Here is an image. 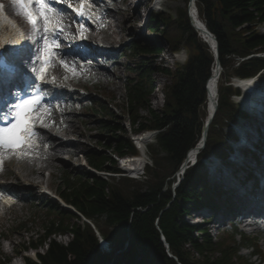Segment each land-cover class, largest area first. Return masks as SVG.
I'll use <instances>...</instances> for the list:
<instances>
[{
	"label": "trees",
	"instance_id": "1",
	"mask_svg": "<svg viewBox=\"0 0 264 264\" xmlns=\"http://www.w3.org/2000/svg\"><path fill=\"white\" fill-rule=\"evenodd\" d=\"M183 1L185 8L177 11L176 18L155 14L147 25V32L164 39L173 52L181 49L187 52L184 65H178L173 72L163 70L172 83L167 87L161 113L150 105L155 89L153 62L164 51L157 46L158 41L153 45L134 42L122 56L128 59L124 105L128 120L134 131H159L155 145L148 147L152 163L146 167L145 179L136 181L120 177L116 182L84 170L76 176L64 173L58 186L62 201L95 225L101 237L110 244V250L100 249L95 232L79 217L56 203L40 199L33 201V209L43 213V227L41 232L31 236L25 251L45 247L46 252L37 254L39 263L26 258L25 264H242L236 232L216 242L208 230L198 231L185 220L193 208L219 207V194L207 187L202 164L187 170L179 187L172 189L187 153L201 140L206 120V86L215 66L210 47L191 26L190 1ZM195 6L199 19L216 39L224 71L219 82L218 109L201 156H225L223 129L228 121L235 120L237 113L230 100L233 91L225 85L229 73L249 78L264 70V61L258 58L234 67L233 56L246 58L264 51V36L254 31V27L245 28L250 32L247 38L235 31L264 22V0H196ZM142 110L148 112L150 119L140 117ZM95 111L107 118L114 116L110 106L100 100L95 103ZM100 130L109 137L103 144L106 151L89 149L87 164L98 173L119 174L121 171L113 156L138 153L128 139L118 135L126 133L122 125L101 120ZM124 186L132 189H123ZM27 224H19L18 231L31 232ZM58 236H67L70 240L62 244L55 240ZM241 241L240 245L262 256L257 244L244 236ZM187 246L200 259L192 258ZM8 263V258L0 259V264Z\"/></svg>",
	"mask_w": 264,
	"mask_h": 264
},
{
	"label": "rangeland",
	"instance_id": "2",
	"mask_svg": "<svg viewBox=\"0 0 264 264\" xmlns=\"http://www.w3.org/2000/svg\"><path fill=\"white\" fill-rule=\"evenodd\" d=\"M117 2L120 0H116ZM135 4L138 3V0H131ZM146 5L145 7L141 6L139 10L137 11H132L131 9H128V11L122 19L125 21L124 22V28H121L120 25L117 23V15L115 13L110 12L109 13V18H114L113 25L115 28L116 33L119 36H122L120 44H117V48L119 52L124 53V50L126 46L130 42H135L139 45H153L154 41L157 42V46L161 47L163 51V55L158 57L156 60H154V69H158L159 71L156 72L153 75V81L155 83V92L150 98V105L152 108L161 113L165 101H166V91L167 87L171 85V79L168 76H165L163 73L164 69L169 70L170 72L175 71L176 67L179 65H183V63H176L172 62L170 58V54L167 51L168 46L167 43L164 39H161V37H155L148 32H146V16L149 8L151 7V3L153 0H145ZM125 5L122 4H115L114 8H119L121 11H123L127 6L130 4L128 3V0H125ZM161 8V13L164 14H169L171 16H176L177 11L180 9L185 8V2L183 0H178L175 1L174 3H170L166 0H163L162 5L160 6ZM142 13L143 16L136 21L135 23H130V18L129 20H126L127 16H132L135 13ZM145 15V17H144ZM256 26L257 32L260 33L261 36H264V24H252V28ZM244 29L241 30H236V33L242 34V38H247L250 35L249 31H246L245 28H248V26L243 27ZM124 30V31H123ZM161 41H160V40ZM170 51V50H169ZM264 55V54H263ZM261 56L262 60L264 61V56ZM251 56H248L246 58H240L244 59V62L250 60ZM254 57V56H253ZM237 58L239 57H232L234 61V67L237 68L239 67L240 64L237 62ZM127 61L123 59V61L120 62H115L112 63L111 65L106 66V70L109 72V70L112 67H115L116 69V74L118 75V79L114 78V75L112 73L108 74L106 78L103 77V74H106V72H102L101 78L97 76L95 71H89L85 73H81L77 78H69L66 80L65 84L66 86H73L77 88H83L85 90V95L81 94H76L75 95V103H70L71 108L73 110V115L74 121L77 127H79L78 131L83 135L82 136H76L74 139H76L77 143L81 146L80 149H74L78 154L79 157L77 159L75 158H69L65 155L61 156L63 159L62 162L60 161H54L51 162L50 164L44 163L43 165L47 166L44 167L42 170H39L38 172L34 173V178L39 181L41 184L42 183H47L49 186V190L53 194H57L58 191V186L61 182V179L64 175V173H70L73 176L78 175V172L83 169L82 165V159L81 157L84 156L87 152H89V149H94L97 151H103L105 152L106 150L103 147V144H105L107 139L109 138L107 134H105L103 131L100 130V121H114L115 124H120L122 126H126L128 124L127 116H126V110L125 108V101H126V94H125V87L124 83L127 82L128 79V74L125 70L126 63ZM241 63V64H242ZM223 70V69H222ZM68 75L71 77L70 73H67L66 71L60 72V69H55L53 70V75L57 76L59 74ZM224 74V71H223ZM236 76L232 73H229V76L227 78L228 83L225 85L229 87L232 79H234ZM87 97L90 99L88 106L85 107L82 103L81 105L77 102L78 100H81L82 97ZM110 96H114V98L111 99ZM95 100H100L103 101L105 104L110 105L111 110L113 112V118H107L98 112L95 111L93 107V102ZM140 117L141 118H148L150 119V116L147 111L142 110L140 111ZM48 121V127L45 128L47 132H50L53 134L54 130V125L58 126V128H63V123L60 124V121L62 119L58 118V116L54 115L51 117V119L47 120ZM62 125V126H61ZM59 130V129H58ZM127 133V135H126ZM126 133L121 132L118 133L119 136L124 137L125 139H128L130 137L129 131L126 130ZM223 133L226 134V130L223 129ZM44 135V132L43 134ZM155 139L153 138L151 142L149 143L148 146L154 145ZM70 149H72L70 147ZM146 151V162L150 163V160L148 158ZM80 155H82L80 157ZM140 156V154H138ZM151 164V163H150ZM36 168L39 167V162H36L34 164ZM22 164L19 163V165L12 166V165H6L4 169L2 168L1 170V175H3L2 179L0 178V185L4 187L5 191H9L14 193L19 200L22 201V203H19L18 206H16L13 210L7 211L5 214V220H1L0 222V234H3L5 236L4 241H0V254H3L5 257L9 259L8 264H20L18 260L15 259V255L22 256L24 253H27L28 256H33L32 251H25V247H27V243L31 236H35L36 233L41 232V229L43 227V222H44V217L43 213L37 212L36 210L33 209L32 203L27 199V196H25L24 191L27 193H31L32 197L34 199L38 198H43L45 197L42 193L41 190L39 189L38 183L35 182V185L29 186L23 176V172L21 170ZM146 171V170H145ZM206 174V172H205ZM143 175V174H142ZM109 179L113 178L118 182L120 179V176H115L112 177L113 175H109ZM145 176L141 177L140 181L144 180ZM4 179V180H3ZM173 179V178H172ZM45 188V184H43ZM209 186L211 184L209 183ZM132 189L131 186H124L123 189ZM27 193V194H28ZM46 198V197H45ZM224 200V197L222 198ZM38 203V202H37ZM200 217H204L203 220L199 218L196 222L195 221V215L191 214L188 216L185 220L189 225H201L205 221L210 220L209 216L211 215V212L208 210H200L199 211ZM27 222V228L31 230V232H20L18 231V225L21 223ZM195 223V224H193ZM224 224L223 228L220 229L219 231L211 230L209 231L210 235L212 236L213 240L218 242L222 240L223 238L228 239L229 235L224 234L223 230L225 229ZM210 224L204 225L203 227L208 230ZM239 230H242L241 225L238 226ZM249 231V230H248ZM248 236H250L251 233H246ZM197 235V234H196ZM252 236H256V234H253ZM260 240H259V247L261 251L264 252V237L259 235ZM59 243L62 244H67L69 242L68 237H57L55 239ZM236 241H240V237L236 238ZM187 249L189 252L192 254V258L195 259H200L192 250L191 247L187 246ZM46 248L44 247L43 249L40 250L41 253L45 252ZM240 255L243 257L244 261L251 262L253 264H258L257 260L255 258L251 257V250H241ZM245 264V263H242Z\"/></svg>",
	"mask_w": 264,
	"mask_h": 264
},
{
	"label": "snow or ice",
	"instance_id": "3",
	"mask_svg": "<svg viewBox=\"0 0 264 264\" xmlns=\"http://www.w3.org/2000/svg\"><path fill=\"white\" fill-rule=\"evenodd\" d=\"M64 0H13L17 9V14L24 18L31 28V38L38 41V54L32 61L34 65L31 68L36 73L37 79L41 83H49L55 85L57 83L56 76H51L46 80V76L50 69L56 66L58 62L67 73L64 80L69 78H77L80 73L77 71L74 62L67 61L60 53L62 47L60 38L65 35L71 25L65 23L64 11L57 8V4L63 3ZM67 7H73L68 4ZM4 12V4L0 3V15ZM73 12L81 17L94 18L90 5H86L81 0L78 8L73 7ZM103 27V25H101ZM89 29L83 25H77L79 39H87ZM24 34L21 32L20 36ZM69 36H72L68 32ZM40 62L39 68L35 67ZM35 93L26 99L18 100L10 105L13 109L11 116L5 114V126H0V170L3 168V160L5 153H13L19 158L22 155H31L28 152L20 151L22 148H31L34 145L35 138L39 135L36 131V122L38 121L42 127L47 128L44 123V116L50 115V106L43 103L44 96L41 93L40 84L32 85ZM11 122H8V121Z\"/></svg>",
	"mask_w": 264,
	"mask_h": 264
},
{
	"label": "bare ground",
	"instance_id": "4",
	"mask_svg": "<svg viewBox=\"0 0 264 264\" xmlns=\"http://www.w3.org/2000/svg\"><path fill=\"white\" fill-rule=\"evenodd\" d=\"M96 2H98L100 4V6L102 7L101 9V15L103 16L104 19V24L107 28L106 33H104L103 35L98 34V36H96V39H98L99 41H101L104 44H108L111 45L115 48V46H117V44H120L121 38L122 36H119L114 28V23L113 21L109 18V10H107L106 8V3L102 2L101 0H97ZM116 2V1H114ZM130 2V4L127 6V8H125L123 11H121L119 8H114V12L117 15V23L120 25L121 28H124V20L122 19V17H124L128 11V9H131L132 11H137L139 10V8L142 6L145 7L146 5V1L145 0H138V3H134L131 0H128V3ZM126 13V14H123ZM143 15L141 13H135L134 15H130L126 17V20H129L130 18V23H135L136 21H138ZM195 20L200 22V19L197 17H193ZM240 30V29H238ZM124 31V30H123ZM7 25H1L0 24V35L3 34H7ZM73 35L70 36V38H66L67 36L64 35L63 39H65V43L67 45H74L77 42V39H75V41H73ZM2 37V36H0ZM212 38H207L206 37V41L207 42H212ZM111 73H113L114 78L118 79V75L116 74V69L112 68V70L110 71ZM219 72L215 71L214 68V72L213 75L209 81V85H208V98H207V107H208V112L212 113L215 107V103L217 102V91H218V82H219V78H218ZM59 80H64V76L62 74H60L58 76ZM218 78V79H217ZM251 85L250 87L253 86V84H249ZM257 87V84L256 86ZM68 106V105H67ZM73 110L70 107H66L64 110H62L60 112V116L61 119L63 121L64 127L62 128H58V126L55 125V130H56V134L57 132H60L63 134L64 137L66 138H71V137H76V136H82L83 135L81 133H79L78 129L79 127L76 126L75 121H74V115L72 114ZM60 131H59V130ZM56 134H51L50 132H47V130H44V138L47 139L49 141V143H51V148H50V153L49 154H42L40 156V158L38 160H31L29 162H27L24 166H22L21 170L24 173L23 176L26 180V182H28L30 185L35 184V182H37L38 184H40L39 181H37L34 178V173L38 172L39 170L43 169L44 167H47L45 165H43L44 163L46 164H50L51 162L54 161H60L62 162L63 160L61 159L59 152L61 150H65L68 147H71L73 145L72 142L70 141H65L63 139H61L60 137H57ZM151 136L149 134H143L140 138H139V142L143 145H145L149 140H150ZM74 146H76V144H74ZM81 146H77L78 149H80ZM195 152L196 150L194 149L190 155V159L193 158L195 156ZM66 155V154H65ZM76 154L74 153L73 155L68 156L69 158L75 157ZM145 157L144 154L142 153L139 157H137L134 165L135 166H139V168H141L144 164H145ZM62 160V161H61ZM35 161H39V163H42L39 165L38 168H36L34 166V162ZM94 173V171H92ZM43 184V183H42ZM254 205L252 208V211L261 214L264 211V195H261L260 197H255L254 198Z\"/></svg>",
	"mask_w": 264,
	"mask_h": 264
},
{
	"label": "water",
	"instance_id": "5",
	"mask_svg": "<svg viewBox=\"0 0 264 264\" xmlns=\"http://www.w3.org/2000/svg\"><path fill=\"white\" fill-rule=\"evenodd\" d=\"M197 23H199V22L197 21ZM197 29H199L200 31L204 32L207 35V37L212 38L213 40H215V37L212 34H208V32L201 25L197 26ZM215 51H216L215 52V64H216V68H217L215 71L218 72V68L220 67V61L218 59V47L216 48ZM216 110H217V103H215V107H214L213 112L210 113V115L206 119L204 130H203V134H202V138L200 140L201 145L197 148V150H199L206 143V139H207V135H208V131H209V126H210V124H211V122L213 120V117H214V114H215Z\"/></svg>",
	"mask_w": 264,
	"mask_h": 264
}]
</instances>
